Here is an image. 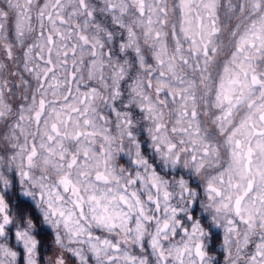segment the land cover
I'll return each instance as SVG.
<instances>
[{
	"label": "snow or ice",
	"instance_id": "6c2138e0",
	"mask_svg": "<svg viewBox=\"0 0 264 264\" xmlns=\"http://www.w3.org/2000/svg\"><path fill=\"white\" fill-rule=\"evenodd\" d=\"M0 53V264H264V0H0Z\"/></svg>",
	"mask_w": 264,
	"mask_h": 264
},
{
	"label": "trees",
	"instance_id": "16d2710c",
	"mask_svg": "<svg viewBox=\"0 0 264 264\" xmlns=\"http://www.w3.org/2000/svg\"><path fill=\"white\" fill-rule=\"evenodd\" d=\"M0 59H2V53H0ZM11 71L12 72L16 71L14 66L11 68ZM5 75H7V70L5 71ZM52 254H53L52 252L45 253V255L47 256H51Z\"/></svg>",
	"mask_w": 264,
	"mask_h": 264
},
{
	"label": "rangeland",
	"instance_id": "374dc122",
	"mask_svg": "<svg viewBox=\"0 0 264 264\" xmlns=\"http://www.w3.org/2000/svg\"><path fill=\"white\" fill-rule=\"evenodd\" d=\"M15 70H16V69H15ZM9 79H11V78H9ZM16 81L19 82V76L16 77ZM49 252H51V251H49ZM47 253H48V252H47Z\"/></svg>",
	"mask_w": 264,
	"mask_h": 264
},
{
	"label": "clouds",
	"instance_id": "9594fccd",
	"mask_svg": "<svg viewBox=\"0 0 264 264\" xmlns=\"http://www.w3.org/2000/svg\"><path fill=\"white\" fill-rule=\"evenodd\" d=\"M193 187H195V185H193Z\"/></svg>",
	"mask_w": 264,
	"mask_h": 264
}]
</instances>
